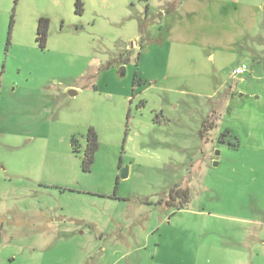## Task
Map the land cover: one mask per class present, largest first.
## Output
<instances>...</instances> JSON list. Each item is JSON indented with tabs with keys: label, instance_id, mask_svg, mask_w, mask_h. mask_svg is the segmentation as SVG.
<instances>
[{
	"label": "rangeland",
	"instance_id": "374dc122",
	"mask_svg": "<svg viewBox=\"0 0 264 264\" xmlns=\"http://www.w3.org/2000/svg\"><path fill=\"white\" fill-rule=\"evenodd\" d=\"M0 264H264V0H0Z\"/></svg>",
	"mask_w": 264,
	"mask_h": 264
},
{
	"label": "trees",
	"instance_id": "16d2710c",
	"mask_svg": "<svg viewBox=\"0 0 264 264\" xmlns=\"http://www.w3.org/2000/svg\"><path fill=\"white\" fill-rule=\"evenodd\" d=\"M82 11H83L82 5L80 2H78L76 12L78 14H82ZM12 27H13V21L11 23L10 33L12 31ZM49 28H50L49 19L41 18L38 22V27H37L38 36L36 38V41L38 42L40 47L43 49H45L47 45ZM214 128L215 126L213 125V123L212 122L209 123V119H207L206 121H203L202 130H200V137L204 136L203 134L204 132L207 133ZM225 133H229V131L226 130ZM76 147H77V141L75 138H73L72 148L75 153L78 152ZM98 149H99L98 137L96 133L93 131V129H90L87 135V148H86L85 157L83 161L85 171H89L91 166L94 164L95 156H96ZM169 199H170L169 201H166V204L170 206H177L178 210H182L186 208L188 204L190 203L191 193L187 187L184 188V187L177 185L171 190ZM175 202H177L178 204H175Z\"/></svg>",
	"mask_w": 264,
	"mask_h": 264
},
{
	"label": "built area",
	"instance_id": "2783aa9c",
	"mask_svg": "<svg viewBox=\"0 0 264 264\" xmlns=\"http://www.w3.org/2000/svg\"><path fill=\"white\" fill-rule=\"evenodd\" d=\"M250 72V68L248 65L243 64L241 66H238L234 68L231 72V76L234 80L243 78Z\"/></svg>",
	"mask_w": 264,
	"mask_h": 264
},
{
	"label": "water",
	"instance_id": "95a60500",
	"mask_svg": "<svg viewBox=\"0 0 264 264\" xmlns=\"http://www.w3.org/2000/svg\"><path fill=\"white\" fill-rule=\"evenodd\" d=\"M70 95H71V96H76L77 93L71 91V92H70ZM217 155H219V152H217ZM127 177H128V169H124V170L122 171V173H121V178H122V179H127Z\"/></svg>",
	"mask_w": 264,
	"mask_h": 264
},
{
	"label": "crops",
	"instance_id": "0c3cea01",
	"mask_svg": "<svg viewBox=\"0 0 264 264\" xmlns=\"http://www.w3.org/2000/svg\"><path fill=\"white\" fill-rule=\"evenodd\" d=\"M214 57H215V56H213V55H212V56H211V55L209 56V58H211V59H214ZM240 79H241V82H246V81L244 80V77H243V78H240ZM236 80H238V79H236Z\"/></svg>",
	"mask_w": 264,
	"mask_h": 264
}]
</instances>
